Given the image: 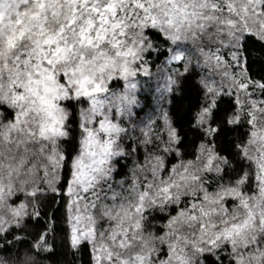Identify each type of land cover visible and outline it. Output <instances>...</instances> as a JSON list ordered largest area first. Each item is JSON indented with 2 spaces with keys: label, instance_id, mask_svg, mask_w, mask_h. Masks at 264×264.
Here are the masks:
<instances>
[{
  "label": "snow or ice",
  "instance_id": "snow-or-ice-1",
  "mask_svg": "<svg viewBox=\"0 0 264 264\" xmlns=\"http://www.w3.org/2000/svg\"><path fill=\"white\" fill-rule=\"evenodd\" d=\"M0 264H264V0H0Z\"/></svg>",
  "mask_w": 264,
  "mask_h": 264
}]
</instances>
